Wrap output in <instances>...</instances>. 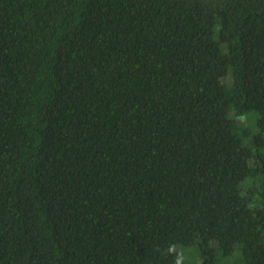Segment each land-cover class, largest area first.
Masks as SVG:
<instances>
[{"label": "trees", "instance_id": "1", "mask_svg": "<svg viewBox=\"0 0 264 264\" xmlns=\"http://www.w3.org/2000/svg\"><path fill=\"white\" fill-rule=\"evenodd\" d=\"M191 246L264 264V0H0V264Z\"/></svg>", "mask_w": 264, "mask_h": 264}, {"label": "rangeland", "instance_id": "2", "mask_svg": "<svg viewBox=\"0 0 264 264\" xmlns=\"http://www.w3.org/2000/svg\"><path fill=\"white\" fill-rule=\"evenodd\" d=\"M250 128L255 131L256 128V118L254 120L252 119V122L250 124ZM195 246L191 247H179L178 251L183 255L184 259L189 262V264H195L196 262L199 264L200 258L199 254L196 251Z\"/></svg>", "mask_w": 264, "mask_h": 264}]
</instances>
